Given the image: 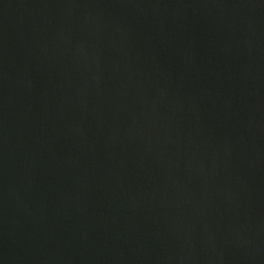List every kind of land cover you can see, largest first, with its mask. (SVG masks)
<instances>
[{
	"label": "water",
	"instance_id": "obj_1",
	"mask_svg": "<svg viewBox=\"0 0 264 264\" xmlns=\"http://www.w3.org/2000/svg\"><path fill=\"white\" fill-rule=\"evenodd\" d=\"M0 264H264V0H0Z\"/></svg>",
	"mask_w": 264,
	"mask_h": 264
}]
</instances>
